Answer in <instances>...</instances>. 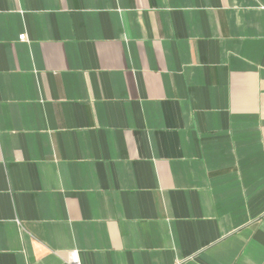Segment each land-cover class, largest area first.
<instances>
[{
  "label": "crops",
  "instance_id": "crops-1",
  "mask_svg": "<svg viewBox=\"0 0 264 264\" xmlns=\"http://www.w3.org/2000/svg\"><path fill=\"white\" fill-rule=\"evenodd\" d=\"M264 264V0H0V264Z\"/></svg>",
  "mask_w": 264,
  "mask_h": 264
},
{
  "label": "built area",
  "instance_id": "built-area-1",
  "mask_svg": "<svg viewBox=\"0 0 264 264\" xmlns=\"http://www.w3.org/2000/svg\"><path fill=\"white\" fill-rule=\"evenodd\" d=\"M69 264H80L77 251H71L68 257Z\"/></svg>",
  "mask_w": 264,
  "mask_h": 264
}]
</instances>
